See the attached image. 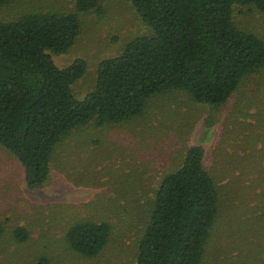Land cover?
I'll return each mask as SVG.
<instances>
[{
  "label": "rangeland",
  "instance_id": "1",
  "mask_svg": "<svg viewBox=\"0 0 264 264\" xmlns=\"http://www.w3.org/2000/svg\"><path fill=\"white\" fill-rule=\"evenodd\" d=\"M80 13L71 48L51 53L64 68L87 63L72 84L79 100L94 89L102 60L120 55L135 37L152 35L129 0H99ZM76 0H10L0 7L9 21L30 12L69 13ZM233 21L264 40V11L234 5ZM204 150V166L219 190V213L202 264H264V67L246 77L223 105L195 101L173 90L150 98L132 120L74 128L53 153L47 182L28 187L25 169L0 145V264H137L139 242L162 179L186 151ZM107 221L111 235L93 258L68 246V228L80 220ZM29 232L26 241L14 234Z\"/></svg>",
  "mask_w": 264,
  "mask_h": 264
},
{
  "label": "trees",
  "instance_id": "2",
  "mask_svg": "<svg viewBox=\"0 0 264 264\" xmlns=\"http://www.w3.org/2000/svg\"><path fill=\"white\" fill-rule=\"evenodd\" d=\"M10 0H0V7ZM153 29L104 59L95 87L79 100L72 84L87 63L57 66L80 32V13L99 0H76L69 13L30 12L0 19V145L25 169L28 187L44 185L57 144L74 128L123 123L141 116L151 97L173 90L195 101L223 105L246 77L264 67V40L233 21L234 5L264 11V0H129ZM219 213V190L204 166V150L191 146L182 165L156 192L139 242L137 264H202ZM0 219V234L4 232ZM107 221L80 220L67 230L70 249L96 257L107 245ZM26 241L24 227L14 231ZM43 257L38 264H48Z\"/></svg>",
  "mask_w": 264,
  "mask_h": 264
}]
</instances>
